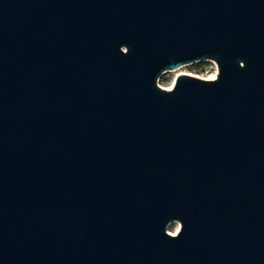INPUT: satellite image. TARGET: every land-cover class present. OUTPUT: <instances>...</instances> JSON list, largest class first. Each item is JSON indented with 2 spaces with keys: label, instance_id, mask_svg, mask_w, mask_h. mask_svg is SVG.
Returning <instances> with one entry per match:
<instances>
[{
  "label": "water",
  "instance_id": "95a60500",
  "mask_svg": "<svg viewBox=\"0 0 264 264\" xmlns=\"http://www.w3.org/2000/svg\"><path fill=\"white\" fill-rule=\"evenodd\" d=\"M0 264H264V0H0Z\"/></svg>",
  "mask_w": 264,
  "mask_h": 264
},
{
  "label": "rangeland",
  "instance_id": "374dc122",
  "mask_svg": "<svg viewBox=\"0 0 264 264\" xmlns=\"http://www.w3.org/2000/svg\"><path fill=\"white\" fill-rule=\"evenodd\" d=\"M182 74L190 75L202 80H212L211 77L217 75V66L213 61H197L191 64L183 65L176 70L166 72L161 75L157 81V85L164 89L169 90L172 88L175 79ZM180 228L178 222H172L166 227L168 234H176Z\"/></svg>",
  "mask_w": 264,
  "mask_h": 264
},
{
  "label": "snow or ice",
  "instance_id": "6c2138e0",
  "mask_svg": "<svg viewBox=\"0 0 264 264\" xmlns=\"http://www.w3.org/2000/svg\"><path fill=\"white\" fill-rule=\"evenodd\" d=\"M210 79H212V80H215V79H216V77H215V76H213V77H211ZM173 235H175V234H173Z\"/></svg>",
  "mask_w": 264,
  "mask_h": 264
},
{
  "label": "bare ground",
  "instance_id": "6f19581e",
  "mask_svg": "<svg viewBox=\"0 0 264 264\" xmlns=\"http://www.w3.org/2000/svg\"><path fill=\"white\" fill-rule=\"evenodd\" d=\"M170 89H171V88H170ZM170 89H169V90H170Z\"/></svg>",
  "mask_w": 264,
  "mask_h": 264
}]
</instances>
